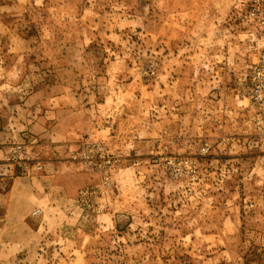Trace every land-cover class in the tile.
<instances>
[{"label": "rangeland", "instance_id": "rangeland-1", "mask_svg": "<svg viewBox=\"0 0 264 264\" xmlns=\"http://www.w3.org/2000/svg\"><path fill=\"white\" fill-rule=\"evenodd\" d=\"M251 2L0 0V160L21 143L20 168L74 174L0 264H264V139L239 86Z\"/></svg>", "mask_w": 264, "mask_h": 264}, {"label": "crops", "instance_id": "crops-1", "mask_svg": "<svg viewBox=\"0 0 264 264\" xmlns=\"http://www.w3.org/2000/svg\"><path fill=\"white\" fill-rule=\"evenodd\" d=\"M8 125V121L6 123H3L2 119H0V138L3 139L1 143L8 142L9 139H5L4 137L11 136V131L8 130ZM37 125H40V123L36 121L30 123V126L26 128V132H23L20 135V138L22 136H24L25 138L34 136L32 133H36L34 131L36 130ZM15 127L14 132L21 131L23 129L20 124H15ZM0 148L5 147L4 145H2V147ZM48 160L49 159H47V161H44V170L39 169L37 165H31L25 168L14 166L13 168L12 165L1 162L0 160V239H4V244L7 243L6 241L9 233H12V235L15 237H23L27 234L29 236L33 235L34 237L41 238L43 231L40 227L33 228L32 225L30 226L28 220L26 221L27 217L31 213H35L38 207H40L43 210V213H45L46 208H48L49 204L53 202L50 201L52 198L49 199L48 195L55 194L58 190H65L67 184L74 178V174H69L65 171H59L61 169L60 163L50 162ZM9 176L12 178V180H9ZM33 184L37 185L41 191L38 195L40 203L36 204L37 206H34L32 210H29L30 212L28 214L20 215V213L16 212L18 198L20 194H22L23 188H26V185L31 186V188L33 189ZM59 194L61 193L59 192ZM57 197L58 195H56V198ZM56 201H58V199ZM19 219L22 220L24 226L27 224L30 227L26 231L24 230L22 232V235L21 232L17 233V231L15 230L11 232L9 229L10 223L12 221H18ZM4 244H1L0 247L2 248ZM8 246L12 247L14 251L20 252L22 250H25V247L27 245L15 244L13 246Z\"/></svg>", "mask_w": 264, "mask_h": 264}, {"label": "built area", "instance_id": "built-area-1", "mask_svg": "<svg viewBox=\"0 0 264 264\" xmlns=\"http://www.w3.org/2000/svg\"><path fill=\"white\" fill-rule=\"evenodd\" d=\"M249 13L261 32L252 34L255 55L250 56L245 64L246 70L239 79V86L248 100L245 107L249 115L245 125L252 133L264 139V0H252ZM9 154L7 159L16 166L27 165L31 159L21 143Z\"/></svg>", "mask_w": 264, "mask_h": 264}]
</instances>
